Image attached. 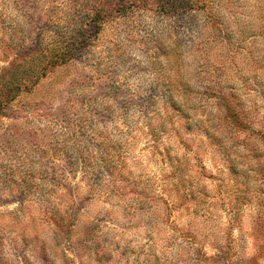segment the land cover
Returning <instances> with one entry per match:
<instances>
[{
  "label": "rangeland",
  "instance_id": "1",
  "mask_svg": "<svg viewBox=\"0 0 264 264\" xmlns=\"http://www.w3.org/2000/svg\"><path fill=\"white\" fill-rule=\"evenodd\" d=\"M160 1L0 108V264H264V0ZM96 9L0 0V79Z\"/></svg>",
  "mask_w": 264,
  "mask_h": 264
},
{
  "label": "trees",
  "instance_id": "2",
  "mask_svg": "<svg viewBox=\"0 0 264 264\" xmlns=\"http://www.w3.org/2000/svg\"><path fill=\"white\" fill-rule=\"evenodd\" d=\"M118 1L122 0H95L96 10L89 12L81 23L78 29V36L72 35H62L60 39L53 40L48 44L44 42L41 43V47L34 51V54L30 56L28 65L22 64L19 66V73L17 69L10 71L8 80L4 79L2 76L0 81L7 85V92L4 95H0V108L6 109L15 98L18 93L27 87V79L33 77L36 79L34 84L37 83L40 79L46 77L49 69H54L58 66H63L72 59H75L79 53L80 49L86 48L87 41H90L92 38L91 35L99 32L103 24L107 23L110 18H112L111 9L117 5ZM134 3L126 7L124 11H131L132 13L135 10H138L140 6L137 4V0H132ZM149 0H138V3L143 6ZM181 3L187 5L186 0H180ZM161 5H164V2L161 0L159 2ZM166 9V6H163ZM186 7V6H183ZM178 12V10H175ZM71 25V24H70ZM93 33H89V32ZM89 43V42H88ZM27 61V60H26Z\"/></svg>",
  "mask_w": 264,
  "mask_h": 264
}]
</instances>
